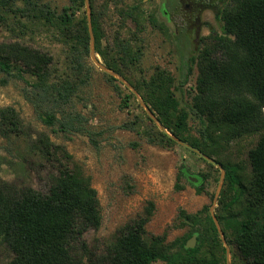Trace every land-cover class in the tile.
Instances as JSON below:
<instances>
[{"label":"trees","instance_id":"1","mask_svg":"<svg viewBox=\"0 0 264 264\" xmlns=\"http://www.w3.org/2000/svg\"><path fill=\"white\" fill-rule=\"evenodd\" d=\"M97 1L90 0L96 55L136 89L171 135L221 164L225 179L215 215L230 247L231 264H264V0H193L199 9L214 13L220 33L211 30L205 46L184 64L180 86L188 82L193 66L198 72L188 108L178 100L175 79L167 70L158 68L148 79L129 77L142 56L135 32L144 31L145 21L163 29L159 20L152 15L145 18L138 4L122 7L119 4L126 0H103V15L113 6L120 21L132 23L135 29L131 37L117 34L109 49L102 45ZM83 7L84 0H68L61 10L47 0H0V21L17 38L44 27L68 52L64 69L56 78L51 70L52 55L20 41L0 43V73L10 76L15 72L20 79L27 75L34 80L24 98L47 127L90 136L84 116L65 110L91 79L92 67L86 62L87 19L76 16ZM160 15L165 18L164 12ZM10 18L12 22L7 23ZM104 76L111 84L122 86L115 78ZM118 85L113 88L120 92ZM125 99V107L135 100L131 92ZM0 119L3 136L23 132L14 110H0ZM147 120L152 131L138 132L147 144L164 149L177 146L149 117ZM190 120L197 122L196 136L191 133ZM251 136L258 139L247 154V177L240 165L219 157L225 145ZM32 147L45 161L57 163L56 171L47 175L44 193L0 178V246L12 255L8 264H226L225 249L207 207L194 214L181 211V226L189 231L168 244L165 235L145 239L154 208L150 203L144 216L120 228L111 243L101 250L90 249L84 236L102 224L98 194L90 178L48 136L40 135ZM187 173L186 167L179 168L176 191L183 189L179 182ZM186 181L197 194L208 193L207 175L202 174L198 184ZM194 235L195 247L186 249Z\"/></svg>","mask_w":264,"mask_h":264},{"label":"rangeland","instance_id":"2","mask_svg":"<svg viewBox=\"0 0 264 264\" xmlns=\"http://www.w3.org/2000/svg\"><path fill=\"white\" fill-rule=\"evenodd\" d=\"M47 2L58 10L68 5V0ZM102 2L97 1L96 12L102 17V45L110 49L117 34L123 38L131 37L135 29L132 23L123 24L120 21L113 6L103 15ZM134 4L140 6L145 18L152 15L158 19L163 29L155 28L145 21L144 31L135 32L142 56L140 64L129 77L134 80L148 79L158 68L167 70L175 79L174 92L178 100L188 108L198 72L193 66L188 82L180 86L179 82L186 70L184 64L188 63L189 58L196 57L205 46L211 30L220 33L219 22L211 10L203 7L199 9L193 0H126L119 6ZM186 5H189L188 9ZM160 11L164 12L165 18L161 17ZM76 16L79 19L86 17L85 6ZM8 22L11 23L12 18ZM14 41L52 55L54 62L51 70L58 78L64 69L68 52L52 31L44 27L33 28L27 36L17 38L16 33H12L0 21V43ZM97 60L103 64L99 55ZM86 62L92 67L89 84L80 89L70 107L65 110L84 116L90 136L85 132L63 133L57 127H47L40 120L39 112L24 98V93L31 90L30 85L34 80L27 75L20 79L15 72L10 76L0 73V110H14L23 130L22 133L5 137L0 126V178L15 186H31L44 193L48 188L47 175L56 171L54 166L57 163L45 161L32 144L40 135L48 136L55 146L67 152L83 174L90 178L97 191L102 224L98 230H91L84 236L90 249L101 250L111 243L120 228L144 216L150 203L154 208L146 225L145 239L165 235L166 242L171 244L189 231L188 227L181 226V211L194 214L203 207L209 210L213 205L220 171L216 167L209 168L198 155L188 153L179 145L164 149L147 144L138 132L152 131V126L138 101L131 100L130 105L125 107L123 99L126 100L125 95L130 91L117 83L111 84L89 56ZM114 85H118L121 91H115ZM188 124L191 133L196 136L197 122L190 120ZM257 139V136H251L225 145L219 159L240 165L242 174L248 177L250 166L247 154ZM183 166L188 169L186 176L190 178L198 179L202 174L208 176L207 194H197L195 188L186 181L188 177L179 182L183 189L175 190L177 174ZM216 208L217 203L214 213ZM11 259V253L0 246V264H8Z\"/></svg>","mask_w":264,"mask_h":264},{"label":"water","instance_id":"3","mask_svg":"<svg viewBox=\"0 0 264 264\" xmlns=\"http://www.w3.org/2000/svg\"><path fill=\"white\" fill-rule=\"evenodd\" d=\"M84 6L86 10V19H87V27H88V33H89V58L92 61V63L104 74H107L113 78H115L122 86L127 88L135 97V99L138 101L139 105L142 107L146 115L150 118V120L156 125V127L164 134H166L169 138H171L174 142L177 143V145L181 146L184 149L189 150L190 152H193L194 154L198 155L201 159H203L205 162L208 164L216 167L220 171V178L218 182V186L214 195L213 199V205L210 207L209 212L211 219L216 227V230L218 232L219 238L223 244V247L225 249V256H226V264H231V252H230V247L228 246L226 239L224 237L223 231L221 229V226L217 220V217L214 213V205L217 203L221 189L223 187L224 179H225V171L222 168L221 164H219L216 160H214L211 157H208L205 155L203 152H201L199 149L191 146L190 144L182 141L179 138L174 137L171 135L167 129L161 124L160 120L153 114V112L150 110V108L145 104L143 99L140 97L139 93L136 91V89L129 83L127 80L121 76L120 74L109 70L106 66L101 64L99 60H97V55L95 52V38L93 34V29H92V22H91V6H90V0H84ZM190 180L194 183H197L198 179L197 178H190ZM196 243V235H194L191 239H189L185 245L186 249H193L195 247Z\"/></svg>","mask_w":264,"mask_h":264},{"label":"flooded vegetation","instance_id":"4","mask_svg":"<svg viewBox=\"0 0 264 264\" xmlns=\"http://www.w3.org/2000/svg\"><path fill=\"white\" fill-rule=\"evenodd\" d=\"M181 1H182V0H181ZM188 7H189V5H186V6H185L186 9H188ZM167 21H168V20H167ZM199 32H200V29H198V33H199ZM187 177H188V179H190L189 176H187Z\"/></svg>","mask_w":264,"mask_h":264}]
</instances>
